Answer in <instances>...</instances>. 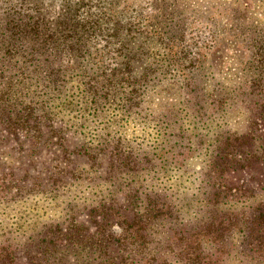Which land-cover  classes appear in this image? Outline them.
<instances>
[{"label":"trees","instance_id":"trees-1","mask_svg":"<svg viewBox=\"0 0 264 264\" xmlns=\"http://www.w3.org/2000/svg\"><path fill=\"white\" fill-rule=\"evenodd\" d=\"M60 1L0 24V264H264L262 21L239 6L219 40L207 28L193 36L191 21L120 20L109 1ZM144 32L166 53L151 48L156 69L132 73ZM227 38L231 96L186 91L208 77L200 51ZM119 63L122 73L107 72ZM186 137L188 149L205 145L199 173L175 160ZM11 140L56 143L60 164L18 173Z\"/></svg>","mask_w":264,"mask_h":264},{"label":"rangeland","instance_id":"rangeland-1","mask_svg":"<svg viewBox=\"0 0 264 264\" xmlns=\"http://www.w3.org/2000/svg\"><path fill=\"white\" fill-rule=\"evenodd\" d=\"M108 1L111 2V7L107 5ZM59 4H61L60 0H0V24L6 21V19L11 15L15 16V12L18 10L24 11L27 7H37V9L39 10L41 8H45L47 5H50L52 8H58ZM94 4L97 5L96 7H109L110 9H108V14L109 10H111L110 14H113L115 17H118L120 15V18L122 16L120 20H122L123 16L125 15L131 17L137 16V20L139 21L138 15L141 14L144 16H149L150 21H162L166 24L169 23L170 19H172L173 22H176V24L180 27L185 26V22L191 21L192 28H189L188 26H185L184 28H189L193 36L199 34V36L201 37L202 35L200 34V32H205L204 28H207L208 30L217 32L219 40L222 39V34L225 32L224 30H222V27L230 24L228 18L231 15L236 18L238 10L235 9L239 6H245L244 8H247V12L242 13L244 16L245 14L250 15L251 13H253L256 19H259L264 24V0H254V2L253 0H95ZM156 9H158V14L147 13L150 11L153 12ZM146 30H148V28H146ZM198 30L200 32H198ZM146 36L147 33L144 32L141 37L139 36L140 38L138 37V35H136V38L138 37L139 41L141 42H138V38H135L134 40V47L141 44L142 52L140 50H136V56L140 59L138 58L137 61H131L126 68L132 73H137V71L141 73L142 70L148 67L149 69H146L148 71L156 69L157 66L147 64V62H149L151 58L147 57L146 54L149 53L148 51L151 48H155L154 50L156 51V53H166V48L160 45L157 40L155 41V38H152L155 42L154 44L153 41H148L146 39L148 37ZM206 37H208L207 34ZM198 39L199 37H197V39H193V41ZM232 43L233 40L229 38L228 40H224L221 43H218V46L214 48L208 50L202 49L200 51L203 54L207 52V58H209V56L213 57V65L211 66L210 64H207L206 58L205 64L201 67L200 73L203 74V76H208L207 79L200 82L201 86H188L187 88H185L186 91L192 89L193 87H200L199 94H202L203 96H205L206 94H212L214 97H221V94H224V97L231 96L230 90L236 88V86H234L236 81H230L229 74L232 73V76H235L237 70H235L234 73L233 71H230L229 65L224 62L222 56L223 53L229 56L233 55L231 54L230 50V48L234 46ZM208 62H211V60H208ZM169 68L161 65L159 67V70ZM109 69L113 70H108L107 72L119 71L120 73H122L124 71V65L122 63H119V65L116 67L109 66ZM191 70L192 69H189V71ZM144 74L146 73L144 72ZM154 74L159 73H150V75ZM158 77H160V75ZM210 77L212 78L211 81L209 80ZM210 84H215L216 86H211ZM141 87L144 89V91L150 93L149 90L154 88L155 86ZM232 114L234 115H231V120L233 124H235L241 119L242 115L240 113H237L236 109L232 112ZM185 126L189 127L187 124ZM226 126L229 127L228 122ZM138 128L139 125H137L136 121L129 123L127 130H125V134L129 136L132 130H136ZM230 129L232 131L234 127H231ZM187 140L188 138L186 137L184 138L183 142L185 144V152L182 153V156L179 155L178 157H175V160L179 162V169L183 170L184 168L187 169V171H196V173H199L201 170H204V155L197 154L198 152L204 151L205 145L202 144V142L197 141L196 138H193V147L188 149L191 144L185 143ZM28 144L29 142H25L21 146H18L15 140H11L9 143V146H14L16 150L20 151L15 152L14 154V159L16 160L15 164L19 166L18 169H16V172L20 173L21 170H24L29 175L45 176L48 170L57 167V165L60 164L58 149L60 147L58 146V144L55 143L52 146L47 147H35L34 145L32 146L33 148L29 147ZM193 148H197L199 150L191 153L190 151H192ZM190 156L191 159L189 160ZM104 161H106L107 163H115V160L110 157H105ZM182 170H178L175 172H181ZM245 175V173H241L240 177H245ZM159 181L165 182L163 178H160ZM155 182L157 181L155 180ZM115 197L118 198L119 196H117L116 194Z\"/></svg>","mask_w":264,"mask_h":264}]
</instances>
